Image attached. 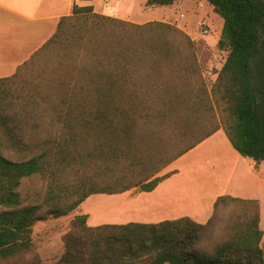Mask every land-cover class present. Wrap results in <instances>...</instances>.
Returning a JSON list of instances; mask_svg holds the SVG:
<instances>
[{
  "label": "trees",
  "instance_id": "16d2710c",
  "mask_svg": "<svg viewBox=\"0 0 264 264\" xmlns=\"http://www.w3.org/2000/svg\"><path fill=\"white\" fill-rule=\"evenodd\" d=\"M206 1L223 20L217 46L226 51L210 90L182 29L91 4H74L0 78V264H45L36 222L67 216L93 194L154 190L175 172L162 170L220 129L238 154L264 162V0ZM36 177L47 180L40 202L22 205L18 189ZM87 218L73 216L50 264H264L254 198L219 195L204 222Z\"/></svg>",
  "mask_w": 264,
  "mask_h": 264
},
{
  "label": "rangeland",
  "instance_id": "374dc122",
  "mask_svg": "<svg viewBox=\"0 0 264 264\" xmlns=\"http://www.w3.org/2000/svg\"><path fill=\"white\" fill-rule=\"evenodd\" d=\"M93 2L100 12H110L111 7H120L123 3L135 15L149 16L153 18L149 21H162L182 29L194 42L201 73L210 90L226 51L217 46L223 23L207 3L190 0L183 5L178 1L171 6H148L147 0ZM201 27L207 32L202 33ZM55 30L56 26L50 27V36ZM3 153L17 159L13 150L4 148ZM246 159L256 165L253 159ZM249 167L220 129L162 170V173L175 172L154 190L146 192L136 188L120 194H93L67 216L36 222L32 232L35 250L45 264L56 262L64 251L62 236L68 230L70 220L78 214H87L90 225L157 222L178 217L203 222L212 215L215 196L226 193L258 200L259 226L263 232L260 246L264 253V162L256 171ZM237 171L240 175L248 174L250 179L235 178ZM46 184L47 180L39 177L24 180L18 189L22 205L40 202ZM3 209L0 207V211Z\"/></svg>",
  "mask_w": 264,
  "mask_h": 264
},
{
  "label": "crops",
  "instance_id": "0c3cea01",
  "mask_svg": "<svg viewBox=\"0 0 264 264\" xmlns=\"http://www.w3.org/2000/svg\"><path fill=\"white\" fill-rule=\"evenodd\" d=\"M93 1L0 0V78L12 75L19 64L25 61L35 50L46 42L50 38V27L56 26L61 16L71 14L74 4H91L94 7V11L97 13L136 23H144L153 19L149 16L142 18L141 14L135 15L129 8H125L123 3L120 7H111L110 12L104 10L100 12L97 10ZM117 1L133 2V0ZM200 1L207 3L213 12L212 6L206 0H198V2ZM189 2L190 0H180V5ZM218 18H220V22L223 23L219 15ZM218 131L211 136L215 135ZM199 144H201V142ZM246 158L248 157L242 156V161L248 164V166L250 165L249 168L252 171H256L257 168L263 164V162L256 163V165L253 164L254 162L250 164L249 160ZM255 166L258 167L255 169ZM234 176L235 178L238 176L239 179H250L247 177L248 174L240 175L238 171L235 172ZM230 195L235 196V194ZM217 196H215L214 201Z\"/></svg>",
  "mask_w": 264,
  "mask_h": 264
},
{
  "label": "built area",
  "instance_id": "2783aa9c",
  "mask_svg": "<svg viewBox=\"0 0 264 264\" xmlns=\"http://www.w3.org/2000/svg\"><path fill=\"white\" fill-rule=\"evenodd\" d=\"M76 1H78V2H82V1H85V2L88 1V2H90V1H93V0H76ZM103 1L106 2V1H109V0H103ZM201 32L202 33H206L207 32V29H204V28L201 27Z\"/></svg>",
  "mask_w": 264,
  "mask_h": 264
}]
</instances>
